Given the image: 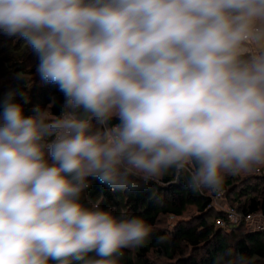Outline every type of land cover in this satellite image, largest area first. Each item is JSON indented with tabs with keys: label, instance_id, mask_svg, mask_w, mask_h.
<instances>
[{
	"label": "clouds",
	"instance_id": "clouds-1",
	"mask_svg": "<svg viewBox=\"0 0 264 264\" xmlns=\"http://www.w3.org/2000/svg\"><path fill=\"white\" fill-rule=\"evenodd\" d=\"M0 36L63 97L58 113L0 98V264H121L145 246L153 226L86 202L92 182L172 173L217 193L264 167V0H0Z\"/></svg>",
	"mask_w": 264,
	"mask_h": 264
},
{
	"label": "trees",
	"instance_id": "trees-1",
	"mask_svg": "<svg viewBox=\"0 0 264 264\" xmlns=\"http://www.w3.org/2000/svg\"><path fill=\"white\" fill-rule=\"evenodd\" d=\"M9 39L4 37L5 43L0 48V64L4 61L5 67L23 74L25 79H17L0 87V98L9 93L27 91L30 103L26 105V109L41 105L58 113L59 103L63 100L62 94L53 85L43 84L35 74V56L31 62L33 65L27 66V50L23 43L20 46V40L16 39L11 45L12 48L5 50L10 46ZM54 101L56 103L53 106ZM251 180L256 182L242 187L237 195L243 196V201L238 203V207L232 206L242 215L264 213V196L261 195L257 183L261 176L246 179L248 182ZM139 182L142 187L135 192H111L105 186L92 182L85 193L86 202L91 201L103 208H109L117 215L124 213L142 216L153 226L154 232L150 241L143 247L125 250L121 264H217L219 258L231 260L232 256L226 255L229 252L233 256H245L249 264H264V230H258L254 226L250 230L238 232L246 221L240 219L233 224L226 219L225 212L218 208L215 209L213 218L224 219L229 224V230L208 221L205 217L211 213L212 197L207 192L187 190L183 180L177 179L172 173L146 184ZM232 185L233 177L228 176L220 191L232 189ZM189 207H193L198 214V222L180 219ZM164 216H172L179 221L170 230L162 228L159 223ZM160 235L168 237L166 244L156 243V238Z\"/></svg>",
	"mask_w": 264,
	"mask_h": 264
},
{
	"label": "rangeland",
	"instance_id": "rangeland-1",
	"mask_svg": "<svg viewBox=\"0 0 264 264\" xmlns=\"http://www.w3.org/2000/svg\"><path fill=\"white\" fill-rule=\"evenodd\" d=\"M16 38H10L9 39V44L10 46L14 44ZM4 36H0V48L3 46L4 42ZM20 46L23 43L22 41L19 42ZM8 47L5 50H10L12 48ZM34 58V55H32L31 53L27 52V56L25 57V62L27 64V66H32L33 63L32 59ZM4 64V61L2 62ZM3 64H0V87H2L3 85H8L13 81H16V72H12L10 69H8L7 67H5ZM253 176H261V180H258V186L260 188V191L262 192L261 195L264 196V167L261 168H256L252 171H248V172H242L240 174H237L233 177V187L232 189H226L225 191L222 190L219 193H209L210 196L212 197V204L210 207L211 213L210 215H207L205 218L210 221V222H217V219L215 220L214 214L216 213L215 209H221L224 212L232 207V206H237L238 207V203H241L243 201V196H237L239 191L242 189V187H244L245 185L251 183L254 184L256 181L251 180V181H246V179L248 178H252ZM263 179V180H262ZM198 214L195 212L193 207H189V210L185 213L182 214V216L180 217L181 220L183 221H191V222H198L199 217H197ZM179 220L175 217L172 216H164L160 223L159 226L162 228H168L169 230L173 227L174 224H176ZM256 224H263L264 225V213L263 212H259L255 215H251V218L246 221L244 223V225L237 230L238 232H241L242 230H250L252 229Z\"/></svg>",
	"mask_w": 264,
	"mask_h": 264
},
{
	"label": "built area",
	"instance_id": "built-area-1",
	"mask_svg": "<svg viewBox=\"0 0 264 264\" xmlns=\"http://www.w3.org/2000/svg\"><path fill=\"white\" fill-rule=\"evenodd\" d=\"M225 216L226 219L233 224L238 223L240 219H244L245 221H248L251 218V214L242 215L239 212H236V210L233 207H230L225 211ZM215 224L217 226L226 228V230H229V226H228L229 224H227V222L222 218H218ZM255 228L258 230H264V225L256 224Z\"/></svg>",
	"mask_w": 264,
	"mask_h": 264
}]
</instances>
